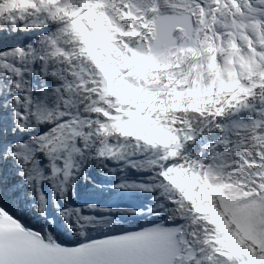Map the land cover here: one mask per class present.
<instances>
[{"label":"snow or ice","instance_id":"obj_1","mask_svg":"<svg viewBox=\"0 0 264 264\" xmlns=\"http://www.w3.org/2000/svg\"><path fill=\"white\" fill-rule=\"evenodd\" d=\"M0 264H264V0H0Z\"/></svg>","mask_w":264,"mask_h":264}]
</instances>
